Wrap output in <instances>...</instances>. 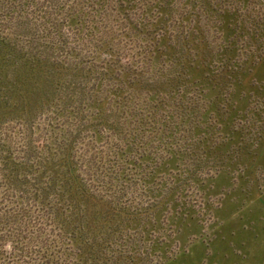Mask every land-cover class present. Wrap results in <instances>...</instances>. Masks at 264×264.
I'll return each instance as SVG.
<instances>
[{
  "label": "rangeland",
  "instance_id": "1",
  "mask_svg": "<svg viewBox=\"0 0 264 264\" xmlns=\"http://www.w3.org/2000/svg\"><path fill=\"white\" fill-rule=\"evenodd\" d=\"M183 3L0 0V135L45 154L71 143L79 162L84 143L99 160L102 147L126 144L120 157L145 172L138 264H264V107L252 105L264 61L238 44L229 69L244 73L212 83L224 54L205 43L211 33L187 39L204 20ZM143 133L149 152L136 159L127 145ZM152 146L166 156L151 159Z\"/></svg>",
  "mask_w": 264,
  "mask_h": 264
},
{
  "label": "trees",
  "instance_id": "2",
  "mask_svg": "<svg viewBox=\"0 0 264 264\" xmlns=\"http://www.w3.org/2000/svg\"><path fill=\"white\" fill-rule=\"evenodd\" d=\"M183 1L185 13L193 10L189 15L194 16V22L204 20L199 28L202 32L196 37V33H190L192 36L187 39L195 38L198 46L204 44L202 34L211 33V40L205 43L211 42L210 49L218 48L216 51L224 54L220 59V63L224 61L222 68L202 66L214 72L212 83L226 84L231 82L230 78L237 79L244 73L229 69L231 58L239 52L232 47L238 44L252 49L249 62L257 58L261 60L259 65L264 61V6L260 0ZM220 43L228 47L221 48ZM231 48L232 52L225 56ZM199 63L198 59L193 67ZM255 98L252 105L264 107V97ZM166 127L169 130L170 124ZM3 134L0 135V264H138L135 254L139 250L137 242L141 241L139 225L146 209L139 206L137 195L143 193L137 191L145 172L140 164H127L131 160L129 154L124 159L120 157L119 153L128 150L126 144L118 139L112 149L102 147L99 160L97 152L89 154L96 145L94 141L84 143L79 162L71 143L61 142L54 150L49 146L45 154L25 139L20 145H12L10 137ZM145 138L143 133L139 146L127 143L136 159H146L148 155ZM154 148H150V154L155 161L160 159L158 154L164 158L168 152ZM107 158L115 163L110 169L101 165ZM136 174L141 177L136 178ZM144 191L150 192L146 188ZM129 192L134 193L133 197L123 202Z\"/></svg>",
  "mask_w": 264,
  "mask_h": 264
}]
</instances>
